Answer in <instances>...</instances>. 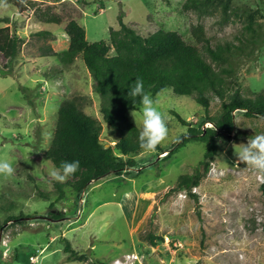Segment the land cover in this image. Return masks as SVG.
<instances>
[{
  "label": "rangeland",
  "instance_id": "374dc122",
  "mask_svg": "<svg viewBox=\"0 0 264 264\" xmlns=\"http://www.w3.org/2000/svg\"><path fill=\"white\" fill-rule=\"evenodd\" d=\"M186 1L40 0L37 11L32 5L20 13L16 0H7V10L0 9V27L9 24L26 39L10 68L4 69L8 60L0 52V159L15 169L12 177H0V264H26L17 260L18 247L35 252L31 264H88L97 258L113 264L128 253L139 255L133 264H264V179L237 163L234 147L264 134V116L235 112L236 130L228 139H219L209 172L194 187L198 197L186 189L167 193L183 174L196 170L207 150L204 141L183 142L190 125L174 110L193 125L201 124L207 115L221 112L218 96L212 95L207 110L194 96L171 87L151 95L166 117L168 137L154 151L136 154V167L123 174L109 173L83 191L67 185L69 178L60 183L48 175L57 165L45 152L63 99L81 97L86 112L102 123L104 143L114 145L119 138L105 120L103 99L82 57L69 64L44 55L49 47H69L66 20H38L49 5L66 19L75 17L91 42L109 41L110 30L120 27L121 18L143 35L177 30L223 73L230 92L240 89L254 95L264 90V45L253 55L240 52L217 61L192 34L194 26L203 24L213 47L240 43L249 18L264 22V0H218L208 8L188 9ZM42 30L51 33L37 35ZM134 110L139 120L140 106L128 111L136 124ZM164 149L172 153L166 155ZM68 242L87 254V260L69 259Z\"/></svg>",
  "mask_w": 264,
  "mask_h": 264
},
{
  "label": "trees",
  "instance_id": "16d2710c",
  "mask_svg": "<svg viewBox=\"0 0 264 264\" xmlns=\"http://www.w3.org/2000/svg\"><path fill=\"white\" fill-rule=\"evenodd\" d=\"M40 0H27L26 5L16 0L19 12L23 13L31 6L38 7ZM218 0H187L188 8H208ZM251 16V15H249ZM44 23L67 21L66 33L69 36V47L63 51L52 48L44 49V55L57 56L63 62L73 63L82 57L88 70L95 80V91L103 99L102 110L105 120L113 127L112 133L118 135L115 144L107 146L102 141L103 130L100 120L86 112L81 97L62 100L54 136L45 152L57 167L62 161L80 162L79 169L69 177L67 185L78 191H83L95 180L109 173L123 174L128 168H135L136 154L143 150L139 146V127L129 118L128 111L140 106V97L128 95L130 87L137 77L144 83V91L156 95L161 90L171 87L174 92L194 96L207 110L210 107L212 95L222 99V110L216 116L207 115L201 124L191 123L178 112L174 113L184 123L189 124V133L183 138L201 140L207 143L204 159L194 172L183 174L176 186H170L167 193L186 189L192 196L198 197L194 187L200 184L202 177L211 168L218 154L219 139H228L236 130L237 110L244 111L249 116H264V90L254 95H246L240 89L230 92L229 82L223 73L211 63L201 48L189 42L177 30L159 29L148 35L139 33L133 26L120 19V27L110 30V40L91 42L87 31L75 17H66L53 9L52 5L41 10L38 18ZM264 22L249 18L244 24V30L239 35L240 43H222L213 47L210 37L205 32L203 24L192 28L193 36L204 44V48L217 61H227L230 55L248 52L253 55L256 48L264 45ZM49 30L38 31L37 35L46 36ZM26 39L14 32L7 24L0 27V52L7 58L4 69L10 68L20 57ZM114 53L111 54V51ZM9 74V72H3ZM59 75L60 73L57 72ZM50 77H54L50 75ZM211 122L212 126H204ZM181 145V144H180ZM159 148V145L157 146ZM119 150L120 153L117 152ZM170 155V149H164ZM125 156H128L126 158ZM264 189V184H263ZM4 224L0 221V226ZM155 236H151L154 241ZM69 259L87 260L85 253H79L68 242L66 246ZM35 252L26 253V248H17V260L31 264ZM88 264H110L100 258Z\"/></svg>",
  "mask_w": 264,
  "mask_h": 264
},
{
  "label": "clouds",
  "instance_id": "9594fccd",
  "mask_svg": "<svg viewBox=\"0 0 264 264\" xmlns=\"http://www.w3.org/2000/svg\"><path fill=\"white\" fill-rule=\"evenodd\" d=\"M21 4L27 3V0H20ZM7 0H0V9L7 10ZM128 95L131 97H140L141 118L137 119V113L134 110L131 114L135 119L136 126L139 127V146L145 152H152L168 137L167 121L164 114L159 110L158 99L144 91V83L139 77L130 87ZM238 157L237 163L243 162L250 169L254 170L262 179H264V134L249 137L248 142L242 147L234 145ZM80 162L62 161L59 167H51L48 175L55 181L64 183L75 174L79 169ZM15 173L12 164L6 159H0V177L8 179Z\"/></svg>",
  "mask_w": 264,
  "mask_h": 264
},
{
  "label": "built area",
  "instance_id": "2783aa9c",
  "mask_svg": "<svg viewBox=\"0 0 264 264\" xmlns=\"http://www.w3.org/2000/svg\"><path fill=\"white\" fill-rule=\"evenodd\" d=\"M139 259V255L135 253H128L125 258L117 257L113 260V264H133L134 260Z\"/></svg>",
  "mask_w": 264,
  "mask_h": 264
},
{
  "label": "crops",
  "instance_id": "0c3cea01",
  "mask_svg": "<svg viewBox=\"0 0 264 264\" xmlns=\"http://www.w3.org/2000/svg\"><path fill=\"white\" fill-rule=\"evenodd\" d=\"M176 251V250H175ZM170 255H172V259H173V257H176L175 255H173V253H169ZM165 262H166V260H164ZM167 263V262H166Z\"/></svg>",
  "mask_w": 264,
  "mask_h": 264
},
{
  "label": "water",
  "instance_id": "95a60500",
  "mask_svg": "<svg viewBox=\"0 0 264 264\" xmlns=\"http://www.w3.org/2000/svg\"><path fill=\"white\" fill-rule=\"evenodd\" d=\"M110 145V144H107V146Z\"/></svg>",
  "mask_w": 264,
  "mask_h": 264
}]
</instances>
